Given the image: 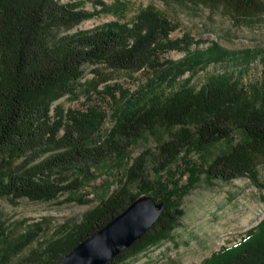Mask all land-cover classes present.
I'll return each mask as SVG.
<instances>
[{"label":"trees","instance_id":"1","mask_svg":"<svg viewBox=\"0 0 264 264\" xmlns=\"http://www.w3.org/2000/svg\"><path fill=\"white\" fill-rule=\"evenodd\" d=\"M191 1L225 7L237 22L264 15V0ZM94 16L59 0H0V199L14 204L24 198L53 202L80 188L76 170L90 175L91 168L105 160L123 158L148 132L165 129L169 139L156 152H142L123 186L80 222L65 225L39 242L31 256L13 263L35 239L24 237L0 264H57L143 196L164 201V212L107 264H125L158 246L180 224L184 211L171 201L175 191L171 198L166 195L179 183L164 185L160 192L149 180V163H156L160 173L182 157L203 155L218 142L231 145L206 164L207 177L226 182L248 178L264 189V48L230 52L218 44L206 49L197 44L192 49L188 36L172 39L178 25L153 6L131 23L112 21L70 33ZM175 50L186 55L176 61L164 58ZM255 62L261 66V78L245 84ZM213 65L215 70L207 72ZM145 72L146 82L135 91L110 84L117 74ZM200 72H206L205 78L193 83ZM81 94L89 101L96 95L109 97L111 113L100 106L65 111L56 105ZM108 118L112 124L105 131ZM198 171L190 166L191 176L196 178ZM131 186L139 192L132 193ZM7 239L8 227L0 219V242ZM201 264H264V219L241 241L222 247Z\"/></svg>","mask_w":264,"mask_h":264},{"label":"rangeland","instance_id":"2","mask_svg":"<svg viewBox=\"0 0 264 264\" xmlns=\"http://www.w3.org/2000/svg\"><path fill=\"white\" fill-rule=\"evenodd\" d=\"M59 1L95 13L93 18L84 21L70 33L91 30L112 21L131 23L141 10L153 6L178 25V29L171 35L172 39L188 36L193 43L192 49L197 44L200 49L218 44L230 52L264 48V15L250 22H237L225 7L210 8L191 0ZM185 55V51L175 50L165 54L164 58L176 61ZM253 65L252 70L244 77L245 84L261 78V66L257 62ZM213 70L214 65L207 72ZM205 75L206 72H200L193 83H201ZM148 76L146 72L135 75L120 73L115 75L110 84H119L125 89L135 91L146 82ZM92 77L88 69L87 79ZM56 105L62 106L65 111L100 106L111 113V101L107 96L96 95L89 101L86 95L81 94L78 98L65 97ZM111 124L112 121L108 118L103 129L108 130ZM169 135L170 132L165 129L148 132L130 147L123 158L105 160L92 167L90 175L76 170L75 177L80 180V188L64 193L53 202H33L24 198L14 204L9 199H0V219L8 227V239L0 242V263L24 237L35 236V239L19 256L13 257V263L31 256L38 249L39 242L54 237L65 225L80 222L87 212L123 186L128 169L142 152L149 149L156 152L157 146L168 140ZM240 137L238 133L234 136L237 140ZM230 145V141L218 142L210 146L203 155L197 157L191 154L182 157L160 173L155 171L158 168L156 163H149V180L157 190L161 192L164 185L179 183L178 187L169 188L170 192L166 195L171 198V190L175 191L177 196L171 201L180 204L184 215L180 217V224L167 240L139 253L125 264H201L222 247L241 241L250 229L264 219V189L254 186L248 178L226 182L211 180L204 173L206 164L228 150ZM192 165L199 169V176L196 175V178L189 172ZM260 177L264 183V166L260 167ZM130 190L135 194L139 192L137 186H131ZM71 199L74 201H70Z\"/></svg>","mask_w":264,"mask_h":264},{"label":"water","instance_id":"3","mask_svg":"<svg viewBox=\"0 0 264 264\" xmlns=\"http://www.w3.org/2000/svg\"><path fill=\"white\" fill-rule=\"evenodd\" d=\"M165 202L143 196L57 264H107L140 239L161 217Z\"/></svg>","mask_w":264,"mask_h":264}]
</instances>
